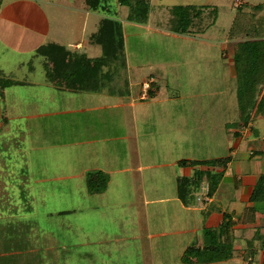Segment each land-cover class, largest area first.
Wrapping results in <instances>:
<instances>
[{
	"label": "rangeland",
	"instance_id": "1",
	"mask_svg": "<svg viewBox=\"0 0 264 264\" xmlns=\"http://www.w3.org/2000/svg\"><path fill=\"white\" fill-rule=\"evenodd\" d=\"M239 1L243 2L240 6L244 13H252L254 7L264 6V0H150L148 23L140 25L127 20L128 8L120 7L117 0H107L105 4L96 6L89 0L43 2L52 28L48 32L49 39L54 36V41L59 40L66 46V41L72 42L84 36L82 51L87 57L101 54L99 46L89 43V37L96 30L98 17L109 14L120 24L118 32L121 36L118 38L123 41L125 53L103 72L109 74V81H113L110 85L113 83L114 89L118 86L123 90V79L128 76L138 81L153 75L160 78L163 91L173 96L169 108L176 109L177 115L169 131L163 130L166 127L162 119L165 115L163 109L168 107L166 104L154 106L146 103L149 109L145 117L138 118L136 122L144 167L145 198L148 201L157 195L161 197L156 192L163 193L165 197L172 195L176 183L170 174L171 169L165 171L163 167H156L150 170L145 167L160 166L173 159L210 161L230 157V151L238 142L231 132L235 129V133L240 132L244 136L252 132V126L241 131L243 126L239 125L237 80L232 73L233 58H228L226 50L230 43L236 50L242 38L238 35L242 28L255 29L258 37L264 38V8L254 13V19L241 21L242 26L238 24L234 31L238 37L230 38L227 32L237 14L234 5L239 6ZM175 6H207L208 11L216 8L217 20L213 24L205 19L209 22V29L202 38L174 37L169 21L170 9ZM102 7H107V11L101 10ZM73 8L84 11L78 14ZM214 16L211 13V21ZM147 25L149 28L145 27ZM252 38L255 36L250 35L249 39ZM205 40L208 48L197 46L198 42ZM45 62L44 57L32 54L27 57L25 68L17 69L11 79L22 81L32 78L34 71L36 75H43ZM30 67L34 70L29 74L27 69ZM37 81H41L40 77ZM24 90L26 88L10 87L2 91V94L6 92L2 105L7 119L4 123L7 124L3 123L0 130V264H180V241L189 238L188 235L180 240L168 235V241L164 243L166 254L159 249L158 243L161 245V242L154 236L157 224L150 220L147 228L140 229L127 222L131 221L129 206H138L145 200L140 189V173L133 172L132 177L128 173L116 172L125 165L126 145L114 137L133 127L114 126L109 132L112 140L108 145L101 142L72 144L78 136L80 122L89 121L93 130L95 125L96 129L103 128L100 122L106 111L80 112L83 106L93 108L98 105L94 104L96 94L72 95L64 91L66 97L72 98L74 112L27 119L25 116L31 114L35 99L25 95ZM148 92L144 95L141 85L138 99L147 100ZM160 110L161 118L155 115ZM113 113L119 116L118 110ZM259 117H253L257 122L256 129L264 133V117ZM129 123L134 125L131 120ZM103 131L105 133L101 135L108 134L105 128ZM130 146L137 148L133 137L130 138ZM98 147L103 149L96 154ZM233 160L240 161L244 168L249 164L246 151L238 152ZM255 165L261 166L259 172L264 173L263 160ZM92 167L116 170L103 193L90 194L85 173L79 174L81 169L92 170ZM73 172L78 177H68ZM228 173H232V168ZM61 175L65 178H58ZM202 179L213 184V180L206 176ZM151 184L157 187L155 191H148ZM133 212L136 210L131 214ZM166 230L170 233L171 229L168 227ZM190 236L192 240L186 245L199 246L203 242L202 228L198 229L196 236ZM204 237L211 243L210 236ZM257 249L256 258H252L256 263L264 254L260 243ZM196 256L197 252L184 253L182 262H196ZM242 261L246 259L242 258ZM220 264L233 263L221 261Z\"/></svg>",
	"mask_w": 264,
	"mask_h": 264
},
{
	"label": "crops",
	"instance_id": "2",
	"mask_svg": "<svg viewBox=\"0 0 264 264\" xmlns=\"http://www.w3.org/2000/svg\"><path fill=\"white\" fill-rule=\"evenodd\" d=\"M45 1L46 3H48V0H0V130H2V124L7 120L5 116L6 111L4 106L2 105V100L5 99L6 92L2 94V91L4 92L7 89L9 90L10 87H23L24 89L26 88V90H24V94L28 95L30 98L35 99V101H33L32 110H30L31 114H27L25 116L27 119L45 118L49 115L58 114L66 115V113L74 112L75 110L72 109L74 103H71L72 98L66 97V93H70L72 95L80 93H88L91 95L96 94L94 104L97 103L98 105L93 108H87L83 106L82 109H80V112L106 111L105 116L109 114V117L106 116L108 117L106 118L104 116L103 120L100 122L103 124V128L96 129L95 125V130L92 129L89 121L80 122L78 124L79 132H77L78 140H76V138L72 144L91 145L92 143L101 142L108 145V142H111L112 140L109 132L112 131L111 129H113L114 126L116 128H127L129 126L133 128L124 129V133H122V135L116 136L117 138L114 137L115 140H119L123 146L126 145L123 162L125 165L121 169L119 168L120 170L116 171L114 169V171H112L102 169L100 167H92V170L81 169L79 171V174L85 173L86 175L88 172L92 171L102 172L108 177V183L106 185L107 188L110 185V178L115 171L131 174L132 177L134 175L132 174L133 172L140 173L138 174L139 178H141L140 189L142 190L141 193L145 201L143 204H140L138 206H129V219L131 221L127 222L130 225L132 224L133 226H137L140 229L147 228L150 224V220H152L153 223L157 224L155 228L158 229H155L157 233H155L154 236L159 240V242H161V245L158 243L159 249L166 254L167 246L164 245V243L165 241H168V235H174L175 237L179 238V240L183 236L188 235L189 238L185 239L184 241H180L181 246L179 247L178 251L179 254L181 252L179 258L180 264H185L182 262V260L187 249L195 248L198 250H203L206 247V244H208V242H206V237H204V235H206V230H212L220 235L219 233H222V227L225 234L220 236L218 241L223 242L227 238H230L231 240V258L226 262L233 264H242V262L243 264H261L263 258L262 256L260 262L258 263L253 262L252 258H256L258 253V236H264V204L256 207L254 204L250 203L249 198L259 176L264 174L259 172V168L261 166L255 165L256 163H260L261 160L264 161V133H260V131L256 129L257 122L255 119H253L254 116H251L248 125H243V123L239 121V125L243 126V129L241 131H246L247 128L252 126V132L249 133L248 136H244L240 132H238V134L235 133L237 132V130L235 131V129L231 132V135L234 137V139L236 138L238 142L234 144L232 151H230L231 161L227 164L225 169H208L199 165L193 166L190 165V162L196 160L189 159H173L170 162L164 163L160 166L149 165L145 167L150 170L156 167H163L165 171L171 169L170 174L172 175V178L176 183V187L172 195L165 197L164 195H162L163 193L156 192L155 194H159L161 195V197H158L157 195V197H155L153 200L148 201L146 199L147 196L145 193L146 186L144 185V167L142 165L143 159L141 152L139 151L140 140L136 122L138 118L143 119L145 117V113L149 109V107L146 106V103H150L154 106L166 104L168 107H165L163 109V114L165 115L162 118L164 121L163 123H165L166 127L163 130L169 131L171 128V124L173 122H176L175 116L177 115L176 109L174 110L169 108V106L171 105L170 102L173 100V98L171 97L173 96H169L166 92L163 91V88L160 86V78L150 75L149 77H147L154 80V83L152 84L153 96L150 97L148 95L147 100L141 101L138 99V97L141 93V85L144 81L148 80L147 77L142 80L134 81L131 76H128L127 78L123 79V90L119 89L118 86V89H114L113 83L110 85V83L113 81H109L111 80L109 74L103 73L105 72L106 68L102 70L99 76L100 81L98 86L92 89L85 88L82 90H78L58 87V85H56L46 73L48 66L46 57H44L46 59V62L43 67V75H36L34 71L32 78L22 79V81L11 79L12 77H15L14 73L16 71L24 69L26 64H28L26 63V59L28 56L32 54H35V56H37V51L48 44L63 46L76 54H85V52L82 51L85 42L84 36H81L80 38L72 42L66 41V46L61 45L58 42L59 40L54 41V36L53 39H49L50 33L48 32L52 28L49 14L43 6V2ZM239 3L242 4L243 2L241 3V1H239ZM234 7L236 9V7L238 6H236L235 4ZM73 10L78 14L84 11V9H82V11L81 9L74 8ZM104 18L105 17L103 15L98 17L96 30L89 37V39H91V41H89L91 45L95 44L94 37L98 31L101 20ZM231 25L227 34L230 31ZM145 27L149 28L148 25ZM206 32L207 30L195 35H179L173 33V36L202 38ZM228 42L230 43V41ZM197 46L208 48L209 44L205 40L202 42H198ZM232 47L233 45L230 43V47L226 50L228 51V58H233V55L235 53L234 47ZM99 48L101 50L100 46ZM92 49L93 48H91L90 50L92 51ZM124 54L125 53L123 48V56ZM101 56L102 50L100 55H92L88 56V58L97 59ZM29 65L30 62L28 66ZM127 65L128 64H126V62L124 61L125 68L128 67ZM32 70H34V68L30 67V70L27 69V72L30 74ZM232 73H234L235 75L234 66L232 69ZM38 77H40L41 81H37ZM106 81H109V84L106 85ZM64 91L68 92L65 93ZM55 102L60 104L56 105ZM59 107L62 108L63 111H59ZM69 107L70 109L68 110L67 108ZM114 110L119 111V116L113 113ZM161 112L162 110H160L159 113L155 112V115H159V118H161ZM113 114L115 116L111 117V115ZM116 116L117 120H114ZM129 120L133 121L134 125L130 124ZM91 121L93 122V120ZM104 128L108 132L107 135H101L105 133L103 131ZM132 137L135 139L137 148L135 146H130V138ZM170 144L173 143H169V145ZM243 146H245L246 149H244ZM102 149L103 147H101L99 150L95 149L96 154L99 151L102 152ZM108 149V153L110 155L112 149L111 145L110 147H108ZM240 151L247 152L249 164L247 163L248 165L246 168L240 165V161L233 160V157H236V155ZM251 153H253V155H251ZM110 158L111 160L113 159L111 156ZM231 168L232 173L229 174L228 172L231 170ZM200 171H212L215 174H220L215 190L212 192L211 196L209 195V202L197 201L200 185L206 183L208 184V186H210V183L208 181H200L199 185L194 189L193 187H190L191 185L189 184L184 185L188 180L193 178L195 173ZM72 174L73 175H70L68 177H78L76 176V174H74V172ZM59 176L58 178H65V175H61V177ZM184 186L187 188V192L184 191L183 197H181L179 191L180 189H183ZM148 189V191H155L157 187L151 184L149 185ZM254 207H256L257 210L254 211V214H251L249 212V209H253ZM135 210L136 212H133L131 214V211ZM225 225L226 227L224 228ZM168 227L172 230H170V233H167L168 231L166 230V228ZM200 227L203 231V242H201L199 246L186 245V242L189 243V241L192 240L190 234L196 236ZM149 229L150 228H148L147 231ZM242 258L246 259V261H242ZM191 262L192 263L187 264H220L221 261L213 263H198L197 261L193 262L191 260Z\"/></svg>",
	"mask_w": 264,
	"mask_h": 264
},
{
	"label": "trees",
	"instance_id": "3",
	"mask_svg": "<svg viewBox=\"0 0 264 264\" xmlns=\"http://www.w3.org/2000/svg\"><path fill=\"white\" fill-rule=\"evenodd\" d=\"M95 6L99 3L105 4L107 0H89ZM120 7L128 8L127 20L136 24H146L150 14V0H117ZM241 5V4H240ZM236 7L237 14L232 22L229 35L230 38L242 36L241 41L237 44V48L233 55V66L235 78L237 80V98L239 104L240 120L243 125H248L251 116L264 117V38L258 37L257 30H241L240 34H234V31L240 25L241 21L254 19V13L262 10L264 6H257L252 9V13H244L241 6ZM208 7L196 6H175L170 9L171 19L169 21L170 30L179 35H195L209 29L208 23L216 22V8L207 10ZM103 11H107V7H102ZM209 12V13H208ZM211 13H214L215 19L211 21ZM242 18V19H241ZM249 18V19H248ZM205 19H209L207 23ZM249 22V21H247ZM239 24V25H238ZM246 26V25H245ZM120 24L109 17L101 20L98 31L94 37V43L101 47L102 56L97 59H90L85 54H76L67 48L48 44L40 48L37 53L46 57L48 61L47 75L58 87L67 89H85L97 87L100 81V74L104 68L110 64L116 63L123 56V41L118 38ZM253 35L255 38L249 39ZM121 36V35H120ZM263 87V90L261 88ZM148 95L153 96L152 87ZM259 99H257V97ZM253 155V153H251ZM231 161L230 157L214 159L210 161H193L190 165L202 166L206 168H222L225 169ZM213 180L210 182L209 195L215 190L220 174L212 171H200L194 174L193 178L188 180L184 185H191L194 188L199 185L203 177ZM86 187L90 194L102 193L108 183V177L102 172H88L86 174ZM190 186V187H191ZM187 188L184 186L180 189L179 194L183 197ZM189 191V190H188ZM249 201L256 207L264 204V174L260 175L250 195ZM256 207L249 209L254 214ZM226 225L224 226V228ZM216 232L209 230L206 235L210 236L211 243L203 250L189 248L185 254L197 252L195 257L198 263H213L219 261H227L231 258V240L225 239L219 242L220 236ZM260 246L264 251V236H258ZM261 264H264V254Z\"/></svg>",
	"mask_w": 264,
	"mask_h": 264
},
{
	"label": "built area",
	"instance_id": "4",
	"mask_svg": "<svg viewBox=\"0 0 264 264\" xmlns=\"http://www.w3.org/2000/svg\"><path fill=\"white\" fill-rule=\"evenodd\" d=\"M153 83L152 79H149V81L144 82L142 84L143 94L146 95V93L150 90L149 87H151V84ZM148 89V90H147ZM198 202H209V186L206 183H203L199 187V196L197 197Z\"/></svg>",
	"mask_w": 264,
	"mask_h": 264
}]
</instances>
